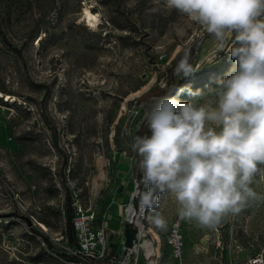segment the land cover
Masks as SVG:
<instances>
[{"label":"rangeland","instance_id":"obj_1","mask_svg":"<svg viewBox=\"0 0 264 264\" xmlns=\"http://www.w3.org/2000/svg\"><path fill=\"white\" fill-rule=\"evenodd\" d=\"M231 43L221 50L165 0H0V264H65L75 249L69 200L73 216L82 209L115 232L111 249L119 252L126 209L140 211L148 190L131 145L136 135L151 136L144 121L151 99L173 85L191 89L179 94L182 102L211 98L196 93L225 79L235 64ZM185 52L197 71L174 80ZM251 187L259 198L213 227L182 219L174 196L159 193L146 208L140 247L152 228L162 257L151 259L176 264L168 240L179 224L184 264H239L263 253L264 176ZM135 189L140 196L130 201ZM155 212L165 229L150 222Z\"/></svg>","mask_w":264,"mask_h":264},{"label":"clouds","instance_id":"obj_2","mask_svg":"<svg viewBox=\"0 0 264 264\" xmlns=\"http://www.w3.org/2000/svg\"><path fill=\"white\" fill-rule=\"evenodd\" d=\"M168 8L201 24L235 61L218 87L197 92L203 103L182 102L191 89L173 85L153 97L144 121L151 136L134 137L142 182V206L154 209L159 193L174 196L182 219L213 227L238 214L259 197L251 187L264 176V0H165ZM185 54L174 73L187 78L197 71ZM175 91L176 96L172 93ZM157 228L166 221L150 217Z\"/></svg>","mask_w":264,"mask_h":264},{"label":"built area","instance_id":"obj_3","mask_svg":"<svg viewBox=\"0 0 264 264\" xmlns=\"http://www.w3.org/2000/svg\"><path fill=\"white\" fill-rule=\"evenodd\" d=\"M73 228L75 232V249L69 250L68 255L72 257L70 261H66L65 264H104L105 261L117 264H136L141 253V247L139 244V232L140 227L138 222H133L137 225L138 233L134 240V246L127 248V254L124 255L123 250L125 247V235L123 248L120 254L111 255L109 252L110 247V231L109 228L98 227L95 224L94 216L88 214L86 211L80 209L76 212L72 219ZM170 246L173 249V257L176 260V264H184L183 262V237L180 232V225H175L168 240ZM223 250V247H221ZM144 257L149 264L148 257L144 254ZM155 257V258H154ZM151 258L157 259V256ZM153 260V259H152ZM158 260V259H157ZM155 264L154 261H151ZM221 264H235L231 260L227 263ZM239 264H264V252L257 253L249 256Z\"/></svg>","mask_w":264,"mask_h":264},{"label":"bare ground","instance_id":"obj_4","mask_svg":"<svg viewBox=\"0 0 264 264\" xmlns=\"http://www.w3.org/2000/svg\"><path fill=\"white\" fill-rule=\"evenodd\" d=\"M85 9L90 10L88 7H86ZM93 9V8H92ZM43 39V36L40 38V40L38 41L37 45H40L41 40ZM140 196V192L138 189H135L133 191V193L130 196V201L136 197ZM145 213H146V207H143L141 205L140 211L135 207L134 204L129 203L128 208L126 209V213H125V224H128L132 221V219H136L138 222V225L140 227V234L139 235H143L144 232V224H143V220L145 219ZM40 227L44 230H48L47 226L44 225L43 223H39ZM125 229V228H124ZM152 234V239L150 240H145L143 245L141 246V248L145 251L146 257H148V260L150 261L149 264H152L151 261H153L151 259V257L153 256V253H155V256H157V259H160L162 257L161 251H160V243H161V238L159 236V234H157L155 232L154 229L151 228V230L149 231ZM159 244L157 245L158 250L155 251L156 248V243ZM154 257V256H153Z\"/></svg>","mask_w":264,"mask_h":264},{"label":"trees","instance_id":"obj_5","mask_svg":"<svg viewBox=\"0 0 264 264\" xmlns=\"http://www.w3.org/2000/svg\"><path fill=\"white\" fill-rule=\"evenodd\" d=\"M176 75L174 76V80L176 79ZM153 92H149L148 95H152ZM72 219H73V209L71 206V202L70 200L68 201L67 204V208H66V231H67V235L69 238V241L73 244H75V232H74V228H73V223H72ZM52 247V246H50ZM72 259V257H70L68 254H66L65 259L63 260L64 263L66 261H70Z\"/></svg>","mask_w":264,"mask_h":264},{"label":"water","instance_id":"obj_6","mask_svg":"<svg viewBox=\"0 0 264 264\" xmlns=\"http://www.w3.org/2000/svg\"><path fill=\"white\" fill-rule=\"evenodd\" d=\"M135 219H132V221L128 224H125V231H124V235H125V247L123 250L124 255L127 254V248H132L134 246V240L136 239V235L138 233V229L135 226V224H133V222ZM137 221V220H136Z\"/></svg>","mask_w":264,"mask_h":264},{"label":"crops","instance_id":"obj_7","mask_svg":"<svg viewBox=\"0 0 264 264\" xmlns=\"http://www.w3.org/2000/svg\"><path fill=\"white\" fill-rule=\"evenodd\" d=\"M109 231H110V237H109V239H110V242H111V244H110V247H109V249H110V254L111 255H116V254H120L121 253V251H122V248H123V243H124V240H123V237H121V238H118V240H119V252H114L115 250H113V249H111V247H112V245L114 244V243H116L117 241L114 239V237H117L115 234H113V233H115V232H113L112 230H110V228H109ZM113 232V233H112ZM142 257L143 256H141V253L139 254V259H138V261H137V263L136 264H140V261H141V259H142ZM107 264H117V263H111V262H109L108 260H107V262H106Z\"/></svg>","mask_w":264,"mask_h":264}]
</instances>
